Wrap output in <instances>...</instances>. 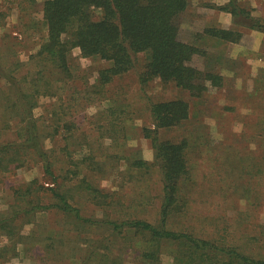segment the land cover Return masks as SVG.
<instances>
[{"label":"rangeland","instance_id":"rangeland-1","mask_svg":"<svg viewBox=\"0 0 264 264\" xmlns=\"http://www.w3.org/2000/svg\"><path fill=\"white\" fill-rule=\"evenodd\" d=\"M43 1L0 0V145H9L7 153L15 156L8 169L0 170V212L10 216L13 210L28 208L29 200L46 206L27 215L20 209V228L13 236L17 249L1 255L0 264H144L142 251L151 246L146 234L117 233L94 220L157 222L162 183L147 137L153 127L149 104L175 98L189 101L190 118L160 128L159 137L188 144L189 176L181 184L185 219L199 227L197 234H226L244 243L246 253L264 258V31L238 23L239 14L229 12L234 5L224 9L230 0H188L179 19L180 37L206 48L208 57H196L193 63L217 66L224 86L203 98H191L159 78L142 86L138 74L145 57L139 54L136 66L109 84L116 100L111 103L93 100L103 60L84 58L74 48V75L59 80V70L39 58L37 51L47 36ZM236 2L264 26V0ZM205 27L234 28L241 36L227 42L212 38ZM1 73L13 74L16 86L34 98L36 128L51 173L36 153L22 146L23 119L16 113L20 109L5 107L13 101L14 90ZM74 83L82 93L69 101ZM120 108H126V115ZM113 110L121 119L104 117ZM137 160L144 162L142 168L133 165ZM26 186L30 192L20 196ZM52 190L64 193L94 222L57 208ZM173 219L182 227L179 217ZM11 243L0 229V249ZM162 247L164 252L172 248ZM158 263L172 264L173 259L164 253Z\"/></svg>","mask_w":264,"mask_h":264},{"label":"trees","instance_id":"trees-1","mask_svg":"<svg viewBox=\"0 0 264 264\" xmlns=\"http://www.w3.org/2000/svg\"><path fill=\"white\" fill-rule=\"evenodd\" d=\"M236 1L230 0L224 9H229L230 4L234 5L229 12L236 17L239 14L238 23L264 31V26ZM187 6L188 0H44L42 10L47 36L42 40L37 55L50 61L59 70V80L74 75V69L70 65L74 48H79L84 58H97L106 62L105 66L97 70L93 100L108 99L115 103V94L110 91L109 84L115 76L135 67L139 54L145 57L138 74L142 86L150 79L159 78L164 83H172L191 98H203L206 93L223 87L225 77L216 70L217 66L214 64L201 68L193 63L196 57H208V53L206 48L180 37L179 19ZM22 9H25L24 6ZM204 31L212 38L227 42H236L241 36L240 30L234 28L205 27ZM12 75L2 74L9 88L14 90L13 101L5 107L15 106L20 109L16 113L19 112L23 119L22 146L36 153L42 159L45 171L51 173L50 162L41 147L36 128L37 120L33 114L35 100L22 87L16 86ZM76 85L74 83L69 87L72 89L69 101L77 99L76 95L82 93ZM84 91L90 96L89 89ZM107 92L111 95L106 96ZM223 109L229 111L233 107L225 106ZM125 110L126 108H120L119 112L125 113ZM149 112L153 127L147 137L151 138L162 183L157 222L136 218L120 222L111 219L94 221L108 225L109 229L117 233L133 230L146 234L151 240V246L142 251L141 259L144 264H159L164 253L172 257V264H264V258L246 253L242 247L244 243L238 244L237 238L234 241V237L223 233L214 237L200 231L202 236L195 232L198 226L185 219L188 208L181 184L189 176L186 152L188 144L185 139L179 142L160 139L159 129L177 126L190 118L189 101L183 98L151 101ZM104 113L105 118L113 121L121 119L117 110ZM58 119L56 116L54 120ZM109 137L112 138L111 135ZM8 148L7 144L0 145V170L8 169L9 163L15 161V156L7 153ZM133 165L142 168L144 162L137 160ZM30 190L31 187L26 186L19 191L20 196L26 195ZM52 194L57 199L54 204L57 208L72 212L80 220L93 221L70 204L64 193L52 190ZM26 203L28 208H20L24 215L40 208L46 209V206L32 200ZM20 209L13 210L10 216L0 212V229L12 240L10 248L2 246L0 257L17 249L15 244L18 241L13 240V236L20 228L17 221ZM173 215L179 217L182 227L176 226L174 219L172 220ZM162 244L172 248H167L164 252Z\"/></svg>","mask_w":264,"mask_h":264}]
</instances>
